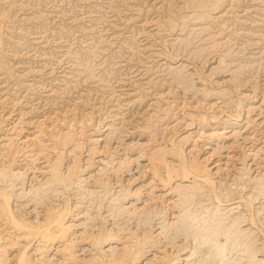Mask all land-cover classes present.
I'll return each mask as SVG.
<instances>
[{"label": "rangeland", "instance_id": "obj_1", "mask_svg": "<svg viewBox=\"0 0 264 264\" xmlns=\"http://www.w3.org/2000/svg\"><path fill=\"white\" fill-rule=\"evenodd\" d=\"M21 262L264 264V0H0Z\"/></svg>", "mask_w": 264, "mask_h": 264}, {"label": "bare ground", "instance_id": "obj_2", "mask_svg": "<svg viewBox=\"0 0 264 264\" xmlns=\"http://www.w3.org/2000/svg\"><path fill=\"white\" fill-rule=\"evenodd\" d=\"M204 2V1H203ZM245 138V137H244ZM251 151V150H250ZM33 158V157H32ZM57 173V172H56ZM20 174V173H19ZM52 179V178H51ZM50 179V180H51ZM60 179V178H59ZM44 186V185H43ZM149 189V188H148ZM31 191V190H30ZM27 194V193H26ZM34 199V198H33ZM13 219V218H12ZM60 219V218H59ZM14 220V219H13ZM15 223V222H14ZM121 230V229H120ZM66 246V245H65ZM67 248V247H66ZM26 250V249H25ZM24 251V250H23ZM24 253V252H23ZM126 253V252H125ZM22 261V260H21ZM23 262V261H22ZM22 262H21V264H22ZM20 264V263H19ZM156 264V263H155Z\"/></svg>", "mask_w": 264, "mask_h": 264}]
</instances>
